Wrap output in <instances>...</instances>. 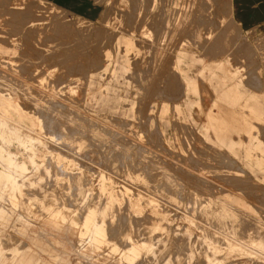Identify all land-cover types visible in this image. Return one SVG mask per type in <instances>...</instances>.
I'll use <instances>...</instances> for the list:
<instances>
[{
	"label": "rangeland",
	"instance_id": "374dc122",
	"mask_svg": "<svg viewBox=\"0 0 264 264\" xmlns=\"http://www.w3.org/2000/svg\"><path fill=\"white\" fill-rule=\"evenodd\" d=\"M95 2L0 0V264H264L259 70L231 0Z\"/></svg>",
	"mask_w": 264,
	"mask_h": 264
},
{
	"label": "crops",
	"instance_id": "0c3cea01",
	"mask_svg": "<svg viewBox=\"0 0 264 264\" xmlns=\"http://www.w3.org/2000/svg\"><path fill=\"white\" fill-rule=\"evenodd\" d=\"M54 3L74 12L75 14L80 15H91L96 12L97 5L95 0H52ZM230 18L234 25L240 30L241 34L245 38V42L249 45L248 50V57L250 61L252 62L251 67L247 65V68H258V75L256 76L255 84L257 86V92H253L254 90L252 88L247 89L246 92L253 93L256 95H252V97L255 96L257 99L256 103V114L260 118L261 116H264V110L263 109V103L264 102V53L263 57L259 56L257 50L255 49L256 44H262L263 45V52H264V0H231V11H230ZM255 57V58H254ZM236 58V57H235ZM254 59L257 60L254 64ZM240 61L243 63V59L240 58ZM242 67V66H241ZM226 74L224 77H227ZM249 83V82H248ZM251 83V82H250ZM263 95L261 96V94ZM221 100L224 101V103L235 105L237 103V100H239L238 96L236 95V92L231 89L228 90V92L225 91V93L221 94ZM262 105V106H261ZM249 106V105H248ZM224 107V106H223ZM250 107V106H249ZM222 116L215 117L217 118V123L220 128H218V131L220 133L223 132V129L225 130V134L228 131L227 125H230L232 123H237L238 125L239 121L235 122H229L227 119L225 120V126L224 122L222 120H219L218 118H223L225 114H220ZM246 121V120H245ZM223 126V127H222ZM247 133H250V128L245 129ZM254 136V135H253ZM254 138V137H253ZM261 143L257 144H248L247 145V156L249 157H255L256 156V149L261 148ZM234 144H232L233 146ZM240 146V144H238ZM256 164H259V161H255ZM260 166V165H259ZM262 167V166H260Z\"/></svg>",
	"mask_w": 264,
	"mask_h": 264
},
{
	"label": "bare ground",
	"instance_id": "6f19581e",
	"mask_svg": "<svg viewBox=\"0 0 264 264\" xmlns=\"http://www.w3.org/2000/svg\"><path fill=\"white\" fill-rule=\"evenodd\" d=\"M27 5H28V4H27ZM27 8H28V7H27ZM40 9H41V8H40ZM26 10H27V9H26ZM11 11H12V10H11ZM14 12L19 13L20 11H15V10H14ZM14 12H12V13H14ZM173 12H174V11H173ZM6 13H7V12H6ZM9 13H10V12H9ZM163 13H164V12H163ZM7 15H8V14H7ZM14 16H15V13H14ZM16 16H17V14H16ZM40 16H41V15H40ZM55 16H56V15H55ZM39 18H40V17H39ZM41 18H42V17H41ZM56 18H57V17H56ZM36 19H37V17H36ZM42 19H44V18H42ZM33 21H34V20H33ZM39 21H40V19H39ZM27 22H28V21H27ZM28 23H29V22H28ZM57 25H58V24H57ZM52 26H53V25H52ZM65 30H66V29H65ZM65 30H63V31H65ZM57 31H58V30H57ZM63 31H62V33H63ZM60 32H61V31H60ZM3 34H4V33H3ZM56 36H57V35H56ZM10 37H11V36H10ZM23 37H24V36H23ZM35 38H36V37H35ZM51 41H52V40H51ZM67 41H68V40H67ZM75 41H77V40H75ZM3 42H4V41H3ZM22 43H23V42H22ZM6 44H7V43H6ZM77 46H78V45H77ZM39 47H40V46H39ZM66 49H67V47H66ZM76 50H77V49H76ZM78 51H79V50H78ZM78 56H79V55H78ZM52 57H53V56H52ZM69 57H70V56H69ZM61 58H62V57H61ZM75 58H76V57H75ZM70 59H71V58H70ZM59 60H60V59H59ZM15 61H16V60H15ZM68 62H69V60H68ZM80 62H81V61H80ZM64 63H65V62H64ZM53 64H54V62H53ZM66 64H67V63H66ZM27 65H28V64H27ZM37 65H38V64H37ZM62 65H63V64H62ZM67 65H68V64H67ZM23 66H24V65H23ZM17 67H18V66H17ZM26 67H27V66H26ZM52 67H53V66H52ZM30 68H31V67H30ZM48 68H51V67H48ZM66 68H67V67H66ZM81 68H82V67H81ZM27 70H28V69H27ZM30 70H31V69H30ZM77 70H78V68H77ZM41 71H42V70H41ZM61 71H62V69H61ZM22 72H23V71H22ZM31 72H32V71H31ZM19 73H20V72H19ZM67 73H68V72H67ZM28 74H29V73H28ZM60 74H61V73H60ZM69 74H70V73H69ZM79 74H80V73H79ZM5 75H6V73H5ZM71 75H72V74H71ZM71 75H70V76H71ZM6 76H7V75H6ZM38 76H39V75H38ZM21 77H22V76H21ZM54 77H55V76H54ZM71 77H72V76H71ZM59 79H60V78H59ZM28 80H29V79H28ZM54 80H55V79H54ZM25 83H26V82H25ZM54 83H55V82H54ZM55 84H56V83H55ZM72 84H73V83H72ZM54 86H55V85H54ZM57 86H59V85H57ZM16 88H17V87H16ZM51 88H52V87H51ZM31 92H32V91H31ZM33 95H34V94H33ZM18 96H19V94H18ZM12 98H13V97H12ZM19 98H20V97H19ZM12 100H13V99H12ZM14 100H17V99H14ZM19 100H20V99H19ZM19 100H18V103H19ZM55 101H56V100H55ZM14 102H15V101H14ZM20 102H21V101H20ZM45 102H46V101H45ZM18 103H17V104H18ZM49 103H50V102H49ZM28 104H29V103H28ZM26 105H27V104H26ZM51 105H52V104H51ZM64 105H65V104H64ZM21 106H23V105H21ZM59 107H60V106H59ZM65 107H66V106H65ZM31 108H32V107H31ZM51 108H52V106H51ZM51 108H50V109H51ZM63 108H64V107H63ZM29 109H30V108H29ZM45 109H46V108H45ZM55 109H56V108H55ZM30 110H31V109H30ZM53 110H54V109H53ZM60 110H61V109H60ZM63 110H64V109H63ZM28 111H29V110H28ZM67 112H68V111H67ZM28 113H29V112H28ZM39 113H40V112H39ZM41 113H42V112H41ZM46 113H47V112H46ZM49 113H50V112H49ZM69 113H70V112H69ZM37 114H38V113H37ZM59 114H60V113H59ZM59 114H58V115H59ZM62 114H64V113H62ZM54 115H55V114H54ZM36 116H37V115H36ZM42 116H43V115H42ZM48 116H49V115H48ZM48 116H46V117H48ZM50 116H51V115H50ZM0 117H1V116H0ZM53 117H54V116H53ZM42 118H43V117H42ZM44 118H45V116H44ZM44 118H43V119H44ZM59 118H60V117H59ZM53 119H54V118H53ZM2 120H3V119H2ZM7 121H8V120H6V123H7ZM51 121H52V120H51ZM57 121H59V120H57ZM47 122H49V121H47ZM59 122H60V121H59ZM44 123H45V122H44ZM44 123H43V124H44ZM60 124H61V123H60ZM12 125H13V124H12ZM47 125H48V124H47ZM47 125H46V126H47ZM57 125H58V124H57ZM15 126H16V125H15ZM15 126H14V127H15ZM63 126H64V125H63ZM66 126H67V125H66ZM44 127H45V126H44ZM59 127H60V126H59ZM59 127H58V131H59ZM53 128H54V127H53ZM65 128H66V127H65ZM18 129H19V128H18ZM45 129H46V128H45ZM48 129H49V127H48ZM66 129H67V128H66ZM66 129H65V130H66ZM65 132H66V131H65ZM69 132H70V131H69ZM76 132L78 133V131H76ZM22 133H23V132H22ZM45 133H46V132H45ZM48 133H49V132H48ZM54 133H55V132H54ZM23 134H24V133H23ZM30 134H31V133H29V136H30ZM58 134H59V133H58ZM86 135H87V134H86ZM50 136H51V135H50ZM87 136H88V135H87ZM31 137H32V136H31ZM68 137H69V136H68ZM87 138H88V137H87ZM37 139H39V138H37ZM58 139H59V138H58ZM43 140H44V139H43ZM43 140H40V142L43 141ZM33 144H34V143H33ZM47 144H48V143H47ZM43 145H44V143H43ZM45 145H46V143H45ZM66 146H67V145H66ZM50 147H51V146H50ZM55 147H56V146H55ZM57 148H58V147H57ZM50 149H51V148H50ZM65 149H66V148H65ZM68 149H69V148H68ZM47 150H48V149H47ZM66 150H67V149H66ZM71 151H72V150H71ZM71 151H69V152H71ZM50 152H51V151H50ZM61 156H62V155H61ZM47 158H48V157H47ZM103 159H104V158H103ZM101 160H102V159H101ZM101 160H100V162H101ZM106 161H107V160H106ZM45 162H46V161H45ZM45 162H44V163H45ZM91 162H92V161H91ZM101 163H102V162H101ZM45 165H47V164H45ZM0 166H1V165H0ZM36 167H38V166H36ZM44 167H45V166H44ZM47 167H48V166H47ZM49 167H50V166H49ZM39 168H41V167H39ZM39 168L37 169V170H38V173H40ZM78 168H79V167H78ZM3 171H4V170H3ZM56 171H57V170H56ZM38 173H37V174H38ZM52 174H53V173H52ZM52 174H50V175H52ZM38 175H39V174H38ZM55 175H56V174H55ZM59 175H60V174H59ZM188 175H189V174H188ZM42 177H43V175H42ZM69 177H70V176H69ZM72 177H73V176H72ZM108 177H109V176H108ZM191 177H192V176H191ZM195 177H196V176H195ZM198 177H200V176H198ZM26 178H27V177H26ZM40 178H41V177H40ZM51 178H52V177H51ZM196 178H197V177H196ZM202 178H203V177H202ZM236 178H238V177H236ZM236 178H235V179H236ZM21 179H22V178H21ZM74 179H75V178H74ZM233 179H234V178H233ZM235 179H234V180H235ZM238 179H239V178H238ZM238 179H237V180H238ZM27 180H28V179H27ZM34 180H35V177H34ZM45 180H46V179H45ZM188 180H189V179H188ZM188 180H187V181H188ZM31 181H32V180H31ZM31 181H30V183H33V182H31ZM195 181H196V180H195ZM229 181H230V180H229ZM25 182H26V181H25ZM28 182H29V181H28ZM28 182H27V183H28ZM37 182H38V181H37ZM115 182H116V181H115ZM204 182H205V181H204ZM35 183H36V181L34 182V185H35ZM116 183H117V182H116ZM190 183H191V182H190ZM17 184H18V183H17ZM38 184H40V183H38ZM38 184H37V185H38ZM44 184H45V182H44ZM44 184H43V185H44ZM236 184H237V183H236ZM238 184H239V183H238ZM22 185H25V184H22ZM164 185H165V184H164ZM239 185H240V184H239ZM26 186H27V185H26ZM197 186H198V185H197ZM241 186H242V185H241ZM43 187H45V186H43ZM47 187H48V186H47ZM117 187H118V186H117ZM205 187H206V186H205ZM238 187H239V186H238ZM51 188H52V185H51ZM212 188H213V187H212ZM239 188H240V187H239ZM37 189H38V188H37ZM37 189L35 188V190H37ZM43 189H44V188H43ZM43 189H42V190H43ZM64 189H65V188H64ZM73 189H74V188H73ZM2 190H3V189H2ZM46 190H47V189H46ZM65 190H66V189H65ZM30 191H31V189H30ZM47 191H48V190H47ZM72 191H73V190H72ZM180 191H181V190H180ZM186 191H187V190H186ZM37 192H38V191H37ZM37 192H36V193H37ZM22 193H23V192H22ZM24 193H25V192H24ZM31 193H32V192H31ZM41 193H42V191H41ZM25 194H26V193H25ZM38 194H39V193H38ZM73 194H74V193H73ZM139 194H140V193H139ZM94 197H95V196H94ZM198 198H199V197H198ZM131 199H132V198H131ZM150 199H151V198H150ZM196 199H197V198H196ZM103 200H104V199H103ZM105 200H106V199H105ZM192 200H193V199H192ZM192 200H191V201H192ZM162 201H163V200H162ZM23 202H24V201H23ZM100 202H101V201H100ZM100 202H99V203H100ZM159 202H160V201H159ZM193 202H194V201H193ZM246 202H247V201H246ZM102 203H103V202H102ZM102 203H100V204H102ZM111 203H112V202H111ZM161 203H162V202H161ZM98 205H99V204H98ZM102 205H103V204H102ZM162 205H163V204H162ZM189 205H190V204H189ZM194 205L196 206V204H194ZM100 206H101V205H99L98 207L100 208ZM163 206L165 207V205H163ZM163 206H162V207H163ZM211 206H212V205H211ZM58 207H59V206H58ZM71 207H72V206H71ZM71 207H70V208H71ZM77 207H78V206H77ZM96 207H97V206H96ZM107 207H108V206H107ZM99 208H98V209H99ZM121 208H122V207H121ZM197 208H198V207H197ZM75 209H76V208H75ZM110 209H111V208H110ZM161 209H162V208H161ZM163 209H164V208H163ZM188 209H189V208H188ZM194 209H195V208H194ZM23 210H24V209H23ZM56 210H57V209H56ZM106 210H107V209H106ZM119 210H120V209H119ZM78 211H79V210H78ZM98 211H99V210H98ZM113 211H114V210H113ZM161 211H162V210H161ZM189 211H190V210H189ZM96 212H97V211H96ZM105 212H106V211H105ZM120 212H121V211H120ZM126 212H127V211H126ZM27 213H28V212H27ZM166 213H167V212H166ZM110 214H111V212H110ZM115 214H116V213H115ZM143 214H144V213H143ZM155 214H156V213H155ZM119 215H120V214H119ZM124 215H125V214H124ZM130 215H131V214H130ZM31 216H32V215H31ZM107 216H108V215H107ZM144 216H145V215H144ZM201 216H202V215H201ZM95 217H96V216H95ZM132 217H133V216H132ZM202 217H203V216H202ZM97 218H98V216H97ZM119 218H120V217H119ZM122 218H123V217H122ZM140 218H141V217H140ZM223 218H225V217H223ZM30 219H31V218H30ZM92 219H93V218H92ZM95 219H96V218H95ZM129 219H130V218H129ZM134 219H135V218H134ZM197 219H198V218H197ZM197 219H195V220H197ZM200 219H201V218H200ZM240 219H241V218H240ZM103 220L105 221V219H103ZM138 220H139V219H138ZM145 220H146V219H145ZM225 220H226V219H225ZM126 221H127V220H126ZM131 221H132V220H131ZM188 221H189V220H188ZM192 221H194V220H192ZM85 222H88V221H85ZM106 222H108V221H106ZM128 222H129V221H128ZM148 222H149V221H148ZM185 222H186V221H185ZM198 222H199V221H198ZM239 222H240V221H239ZM241 222H242V221H241ZM94 223H95V222H94ZM97 223H98V222H97ZM97 223H96V224H97ZM104 223H105V222H104ZM120 223H121V222H120ZM132 223H133V222H132ZM138 223H139V222H138ZM203 223H204V222H203ZM242 223H243V222H242ZM85 224H86V223H85ZM85 224H84V225H85ZM96 224H95V226H96ZM187 224H188V223H187ZM195 224H196V223H195ZM199 224H200V223H199ZM93 225H94V224H93ZM162 225H163V224H162ZM162 225H161V226H162ZM165 225H166V224H165ZM204 225H205V223H204ZM212 225H213V224H212ZM239 225H240V224H239ZM95 226H93V227H95ZM123 226H124V225H123ZM146 226H147V224H146ZM161 226H160V227H161ZM199 226H200V225H199ZM236 226H237V225H236ZM83 227H84V226H83ZM103 227H104V226H103ZM119 227H120V226H119ZM165 227H166V226H165ZM215 227H216V226H215ZM227 227H229V226H227ZM246 227H247V226H246ZM105 228H106V227H105ZM110 228H111V226H110ZM122 228H123V227H122ZM127 228H128V227H127ZM158 228H159V227H158ZM203 228H204V227H203ZM103 229H104V228H103ZM111 229H112V228H111ZM111 229H110V230H111ZM131 229H132V228H131ZM137 229H138V227H137ZM140 229H141V228H140ZM162 229H163V227H162ZM206 229H208V228H206ZM211 229H212V228H211ZM219 229H220V228H219ZM225 229H226V228H225ZM104 230H105V229H104ZM202 230H203V229H202ZM202 230H201V231H202ZM227 230H228V229H227ZM180 231H182V230H180ZM203 231H204V230H203ZM210 231L213 232L212 230H210ZM214 231H216V228H214ZM204 232H205V231H204ZM207 232H208V231H207ZM223 232H226V230L223 231ZM223 232H221V233H223ZM105 233H107V229H106ZM127 233H128V232H127ZM129 233H131V232H129ZM140 233H141V232H140ZM205 233H206V232H205ZM214 233H215V232H214ZM244 233H245V232H244ZM89 234H90V233H89ZM107 234H108V233H107ZM124 234H125V233H124ZM142 234H143V232H142ZM146 234H147V233H146ZM210 234H211V233H210ZM235 234H236V233H235ZM240 234H241V233H240ZM240 234H239V235H240ZM125 235H126V237H127L128 234H125ZM131 235H133V232H132ZM138 235H139V233H138ZM144 235H145V234H144ZM156 235H157V234H156ZM161 235H162V234H161ZM169 235H171V234H169ZM230 235H231V234H230ZM105 236H106V235H105ZM133 236H135V235H133ZM140 236H141V235H140ZM205 236H206V235H205ZM205 236H204V237H205ZM211 236H212V235H211ZM217 236H218V235H217ZM219 236H221V235H219ZM242 236H243V235H242ZM106 237H107V236H106ZM158 237H159V236H158ZM168 237H169V236H168ZM233 237H234V236H233ZM108 238H109V237H108ZM131 238H132V240H133V237H132V236H131ZM150 238H151V237H150ZM169 238H170V237H169ZM175 238H176V237H175ZM193 238H194V237H193ZM206 238H208V237L206 236ZM209 238H210V237H209ZM211 238H212V237H211ZM223 238H225V236H223ZM226 238H227V237H226ZM226 238H225V239H226ZM235 238H236V237H235ZM14 239H15V238H14ZM144 239H145V238H144ZM144 239H143V240H144ZM152 239H153V238H152ZM152 239H151V240H152ZM154 239H155V238H154ZM170 239H171V238H170ZM176 239H177V238H176ZM218 239H219V237H218ZM218 239H217V240H218ZM229 239H230V237H229ZM130 240H131V239H130ZM160 240H161V239H160ZM171 240H172V239H171ZM190 240H191V239H190ZM206 240H207V239H206ZM213 240H214V239H213ZM213 240H212V241H213ZM215 240H216V239H215ZM219 240H221V239H219ZM233 240H234V239H233ZM156 241H157V240H156ZM183 241H184V240H183ZM187 241H188V239H187ZM209 241H210V240H208V242H209ZM226 241L228 242V238L226 239ZM230 241H232V239H230ZM230 241H229V242H230ZM131 242H133V241H131ZM131 242H130V243H131ZM139 242H141V241H139ZM144 242H145V241H144ZM217 242H218V243H217ZM217 242L215 241V243L219 245V243H220L221 241H220V242L217 241ZM234 242H235V241H233V243H234ZM237 242H238V241H237ZM244 242H245V241H244ZM248 242H249V241H248ZM7 243H8V242H7ZM7 243H6V244H7ZM136 243H138V241H137ZM160 243H161V241H160ZM160 243H159V244H160ZM189 243H191V242H189ZM211 243H212V242H211ZM215 243H214V244H215ZM233 243H232V245L234 246L235 244H233ZM235 243H236V242H235ZM238 243H239V242H238ZM122 244H123V243H122ZM127 244H128V243H127ZM162 244H164V243H162ZM186 244H187V243H186ZM192 244H194L193 241H192ZM201 244H202V243H201ZM247 244H248V243H247ZM250 244H251V243H250ZM262 244H264V243L262 242ZM123 245H124V244H123ZM123 245H121V247H122ZM125 245H126V244H125ZM134 245H135V244H134ZM132 246H133V245H132ZM153 246H154V245H153ZM160 246H161V245H160ZM165 246H166V245H165ZM201 246H203V245H201ZM220 246H221V244L219 245V247H220ZM222 246H223V245H222ZM228 246H229V243H228ZM238 246H239V244H238ZM259 246H260V245H259ZM261 246H262V245H261ZM8 247H9V246H8ZM117 247H118V246H117ZM121 247H120V249H121ZM123 247H125V246H123ZM128 247H129V246H128ZM154 247L156 248V246H154ZM174 247H175V245H174ZM226 247H227V246H226ZM241 247H242V246H241ZM125 248H126V247H125ZM137 248H138V247H137ZM148 248H149V247H148ZM151 248H152V247H151ZM192 248H193V247H192ZM196 248H197V246H196ZM199 248L201 249V247H199ZM235 248H236V247H235ZM242 248H245V247H242ZM263 248H264V247H263ZM138 249H139V248H138ZM138 249H137V250H138ZM149 249H150V248H149ZM183 249H184V248H183ZM200 249H197V250H200ZM202 249H203V247H202ZM202 249H201V250H202ZM121 250H122V249H121ZM156 250H157V248H156ZM242 250H243V249H242ZM122 251H123V250H122ZM142 251H143V250H142ZM151 251H152V253H153V250H151ZM185 251H187V250H185ZM189 251H190V250H189ZM244 251H246V249H245ZM247 251H248V249H247ZM120 252H121V251H120ZM136 252H137V251H136ZM155 252H156V251H154V253H155ZM204 252H206V251H204ZM253 252H254V251H253ZM253 252H252V250H251V253H252V254H254ZM257 253H258V252H257ZM257 253H256V256L259 255V254H257ZM132 254H133V253H132ZM140 255H141V254H140ZM208 255H209V254H208ZM242 256H243V255H242ZM262 256H264V255H262ZM138 257H139V256H138ZM258 257H259V256H258ZM258 257H257V259H258ZM260 257H261V256H260ZM260 257H259V258H260ZM214 258H215V257H214ZM165 259H166V258H165ZM260 259H262L261 261H264V260H263L264 257H262V258H260ZM215 260H216V259H215ZM248 260H249V259H248ZM253 260H254V259H253ZM253 260H252V262H253ZM132 261H133V260H132ZM210 261H211V260H210ZM220 261H222V260H220ZM137 262H138V261H137ZM139 262H140V261H139ZM143 262H144V261H143ZM211 262H212V261H211ZM211 262H210V263H211ZM129 263H130V262H129ZM133 263H134V262H133ZM255 263H256V262H255ZM136 264H137V263H136ZM161 264H162V261H161ZM169 264H170V263H169ZM221 264H223V263H221ZM256 264H257V263H256ZM259 264H260V262H259Z\"/></svg>",
	"mask_w": 264,
	"mask_h": 264
}]
</instances>
